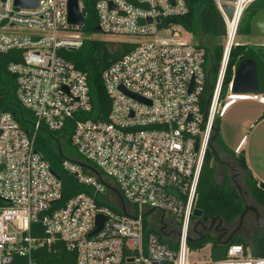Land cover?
Listing matches in <instances>:
<instances>
[{"label":"built area","instance_id":"2783aa9c","mask_svg":"<svg viewBox=\"0 0 264 264\" xmlns=\"http://www.w3.org/2000/svg\"><path fill=\"white\" fill-rule=\"evenodd\" d=\"M254 1L231 3L229 20L226 2L214 0L226 22L225 50L202 109L206 49L160 37L174 25L160 27L163 19L188 13L187 0H77L83 26L69 23V0H39L37 8L0 0V54L14 53L7 69L16 78L18 101L35 120L31 135L0 106V264H45L43 250L55 245L73 251L75 264H192L190 256L199 251L189 244L198 221L193 213L216 119L237 100L264 103L263 93H234L233 79L221 96L241 18ZM92 14L105 38L136 44L102 74L111 100L103 121L78 117L92 109L88 77L61 54L83 46ZM69 122L79 157L65 159L63 167L92 191L58 205L61 182L35 138L42 126L61 132ZM235 153H242L241 144ZM207 247L209 258L199 264H264L242 244L230 245L218 261Z\"/></svg>","mask_w":264,"mask_h":264},{"label":"trees","instance_id":"16d2710c","mask_svg":"<svg viewBox=\"0 0 264 264\" xmlns=\"http://www.w3.org/2000/svg\"><path fill=\"white\" fill-rule=\"evenodd\" d=\"M189 11L183 16L163 19L160 27L169 24L179 25L196 37L198 46L207 51L209 80L206 85L201 106L205 108L206 100L213 91L224 54V45L221 42L207 44L208 38L221 39L226 35V22L223 14L216 6L214 0H187ZM264 9V0H255L244 12L238 34L242 32V26L246 27V34L250 35V21L258 10ZM85 31L90 36L83 46L77 50L62 51L75 68L84 72L88 77L90 86L92 109L88 113H82L80 119H92L96 121L107 120L111 109V100L105 90L102 74L114 62L129 53L136 44L130 39L109 40L98 38L97 20L95 15L87 18ZM254 49L249 44H236L231 48L222 86V97L233 79L238 61L248 52ZM14 60V53L0 54V106L11 111L22 126L31 134L35 132L33 124L34 116L30 110L21 105L16 97V78L7 67ZM21 61V57L15 59ZM264 117V116H263ZM73 123L69 122L65 130L56 132L45 126L36 132L35 145L45 160L56 172L61 182L62 197L58 205H63L70 198L81 192L91 193V187L80 182L78 178L63 167L65 159H78V152L72 144ZM215 138L211 140L206 151L204 164L200 174L196 208L201 210L203 217L210 220L217 219L222 227L234 229L240 222V217L246 207L243 192L249 193L253 200L264 206V189L259 186V180L251 173L243 152L236 155L235 151L228 149L220 136V117L215 122ZM222 152L229 155L227 163L222 162ZM222 164V165H221ZM221 165L222 179H219V166ZM234 175L243 176V184L236 183ZM241 190V191H240ZM4 202L0 199V205ZM196 219V218H194ZM197 227V226H196ZM243 228V226H242ZM242 228L228 243H218L217 238L207 235L199 242L190 241V247L200 250L207 244H211V257L214 261L226 257L227 250L232 244H242L251 251L254 256L264 257V229L254 227L250 231V237L243 234ZM199 229L193 228L192 233ZM159 234L156 229H150ZM160 235V234H159ZM48 257L45 264H75L76 255L63 245H55L52 249L43 250Z\"/></svg>","mask_w":264,"mask_h":264},{"label":"water","instance_id":"95a60500","mask_svg":"<svg viewBox=\"0 0 264 264\" xmlns=\"http://www.w3.org/2000/svg\"><path fill=\"white\" fill-rule=\"evenodd\" d=\"M223 1L226 3L222 5V8L225 14L227 15L228 19L232 20L235 9L231 3L236 2V0H223ZM15 5L23 8H37L39 6V0H15ZM68 21L71 25L83 26L85 24V18L83 17L82 13L79 10L77 0H69ZM99 30L100 27H97V31ZM250 30H251V36H254V34L264 35V9L258 10L257 13L252 17L250 21ZM234 74H235L233 78L234 93H242V92L257 93L259 90H257L255 87L256 86L259 87L260 84L259 80L264 75V61L258 54V51L251 50L250 52H248L247 55L240 58ZM210 100H211V95L207 103L208 105L210 103ZM214 138L215 136H213V139ZM82 165L88 168L89 170H91L92 172H94L96 175H98L101 181L104 182L103 179L101 178V175L95 168L85 163H82ZM52 173L57 178H59L55 171L52 170ZM259 186L264 189L263 182H261ZM249 210L254 211L257 214L258 219L260 220L259 210L256 207H250L248 204H246V207L240 217L239 224L231 232L227 227H224L222 229L224 231V234L229 233V239L225 242H220L221 240L219 239L218 243H228L232 240V238L241 229L242 223ZM193 214L196 218H198L196 226H198L200 223H203L206 220L205 217L203 218V213L199 209H195ZM202 218L203 220H201ZM216 220L217 219H213L214 222H216ZM219 221L221 224L222 220L219 219ZM101 226H102V220L99 219L97 222V227L94 232L98 231L101 228ZM161 231H163V228L161 229ZM189 241H193V239L190 238Z\"/></svg>","mask_w":264,"mask_h":264},{"label":"rangeland","instance_id":"374dc122","mask_svg":"<svg viewBox=\"0 0 264 264\" xmlns=\"http://www.w3.org/2000/svg\"><path fill=\"white\" fill-rule=\"evenodd\" d=\"M242 32H240L237 35L236 42L238 44H245V43H250L254 45V50L260 51V44L264 43V35H259L258 37H249L246 34V27L245 25L242 26ZM98 38H103V39H109L113 38L111 36H106V38L98 33L95 35ZM160 37L162 39H174L176 41H184V42H189V43H195L196 37L191 34L190 32L186 31L183 27L179 25H172L170 28H165L160 31ZM216 42H221L224 45V50H225V40L224 38L221 39H214V38H208L205 40V43L207 44H214ZM227 93V91H226ZM225 93V94H226ZM225 99L223 98L222 104ZM253 101V102H252ZM258 108V105L255 104L254 100H249V99H242L238 100V103L236 106L232 107L228 112H223L222 117H221V125H220V136L226 143V145L231 149L235 150L237 143L240 140L238 135L241 133V131H244L247 127L248 121L254 114L256 113V109ZM237 138V139H236ZM233 139H236V141H233ZM75 159V157H73ZM230 160L228 153L222 152V162H226ZM222 165V164H221ZM221 165L219 166V179H222V168ZM238 183L243 184V176L238 177ZM264 183V180L260 181ZM243 196L245 197L246 201L248 204H250L253 199L247 192H243ZM167 219L171 218L170 214H167ZM150 218L147 219L149 221ZM243 227H248V224L242 223ZM242 228V227H241ZM248 239V238H247ZM209 247L203 248L202 250L196 251V253H193L189 260L192 264H199L204 259L209 258Z\"/></svg>","mask_w":264,"mask_h":264},{"label":"crops","instance_id":"0c3cea01","mask_svg":"<svg viewBox=\"0 0 264 264\" xmlns=\"http://www.w3.org/2000/svg\"><path fill=\"white\" fill-rule=\"evenodd\" d=\"M254 35L256 37L259 36L257 34H254ZM248 36L250 38L255 37V36H251V33ZM245 44L254 46L253 44H250V43H245ZM260 48L261 50L258 52V54L264 61V43L260 44ZM259 82H260L259 87L257 86L255 87L257 90H259L257 93L264 94V75L263 77L260 78ZM252 93L242 92V93H236V94H252ZM254 102L256 105H258V108L256 109V113L254 114V116H252L250 120L248 121V124L246 126L247 128L244 131H241V133L238 135L237 138H239L240 136V140L237 143L236 148L241 144L242 152L246 157L248 167L251 173L253 174V176L256 177L260 182L261 180L262 181L264 180V117H263L264 116V103H261L258 101H254ZM237 103H238V100L232 103L231 105H229L224 110V113L228 112L232 107L236 106ZM221 117L222 115L220 116V119ZM220 125H221V120H220ZM236 139H233V141H236ZM228 149L230 148L228 147Z\"/></svg>","mask_w":264,"mask_h":264},{"label":"flooded vegetation","instance_id":"af4514ba","mask_svg":"<svg viewBox=\"0 0 264 264\" xmlns=\"http://www.w3.org/2000/svg\"><path fill=\"white\" fill-rule=\"evenodd\" d=\"M224 163H227V161ZM237 179H238V175H234V180L236 181V183H238ZM245 202H246V204H248L246 199H245ZM248 205L250 207H256L259 210L260 220L258 219L257 214L254 211L249 210V212L247 213V215L244 219V223L248 224V227L242 228V231L244 232L243 234L247 238L250 237V231L254 227L264 229V206L257 204L254 200L251 201L250 204H248ZM203 218L201 220H203ZM198 226H199V229L195 233H192V236H191V238L195 242H199V241L203 240L207 235H211L213 237H216L217 241L220 239L221 240L220 242H225L229 239V233L224 234V231L222 230L224 227H222L220 225V223H216L213 220L206 218V220L203 223H200ZM197 227H195V229H197ZM229 230L231 232L233 229L229 228ZM210 246H211V244H210Z\"/></svg>","mask_w":264,"mask_h":264}]
</instances>
